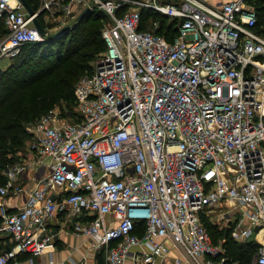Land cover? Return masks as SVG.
<instances>
[{"label": "built area", "instance_id": "1", "mask_svg": "<svg viewBox=\"0 0 264 264\" xmlns=\"http://www.w3.org/2000/svg\"><path fill=\"white\" fill-rule=\"evenodd\" d=\"M40 4L57 8L52 21L67 28L86 9L104 12L105 50L75 85L76 120L49 109L28 127L26 158L5 172L0 234L13 246L0 264L22 256L99 264L97 254L104 264H241L204 223L216 211L234 242L257 244L246 264H264V35L255 0ZM43 10L30 17L21 0H0V70L44 41L33 24ZM154 15L178 20L171 39ZM37 165L39 187L24 190L22 176ZM20 195L24 203L11 207L7 199ZM61 230L80 242L58 260Z\"/></svg>", "mask_w": 264, "mask_h": 264}, {"label": "trees", "instance_id": "2", "mask_svg": "<svg viewBox=\"0 0 264 264\" xmlns=\"http://www.w3.org/2000/svg\"><path fill=\"white\" fill-rule=\"evenodd\" d=\"M25 1L34 11L39 9V0ZM255 3L258 7L256 31L264 35V0H255ZM150 15H152L150 12H144V20ZM154 17L160 18L161 30L166 32L167 37L171 39L176 34L178 20L158 15H154ZM91 19L95 20L90 22ZM104 21H108V18L100 10L89 12L80 21L76 20L67 36V38L70 37L71 41L78 44L71 52V56L64 57L62 49L59 50L57 58L45 51L41 52V48L45 45L42 42L26 44L20 55L15 58V60H19V69L16 70V66L12 65L11 70L0 76V187L6 183L5 172L12 165L22 160L21 154L25 155L26 147L31 138L28 127L42 116V112L48 111L51 106L61 101L68 104L74 102L76 106L74 85L84 72L87 73L92 70L86 61L105 50L102 36ZM5 32L3 26H0V38ZM35 56H40V59L49 64L42 66L32 62ZM22 57L23 59H20ZM27 58L28 60H26ZM32 71L39 75H32ZM34 85L43 88L36 96H30L27 93L28 89ZM206 222L204 221L212 237L215 233L225 236L226 239L230 236L229 230L211 232ZM213 240L216 243L215 237ZM3 243L4 239L0 237V248L3 249V252L13 246L11 243L2 247ZM225 247L231 259L246 264L255 252L257 244L253 242L239 244L229 238ZM96 258L99 264H104L102 254H97ZM20 259L24 261L26 256H22ZM7 264H12V262Z\"/></svg>", "mask_w": 264, "mask_h": 264}, {"label": "rangeland", "instance_id": "3", "mask_svg": "<svg viewBox=\"0 0 264 264\" xmlns=\"http://www.w3.org/2000/svg\"><path fill=\"white\" fill-rule=\"evenodd\" d=\"M39 1L41 2V0H39ZM41 9H44L45 11L43 10V13L37 19L39 20V22L41 23V25L48 31V33H50V34L56 33L59 30H61L62 28H66V27H62V26L60 27L55 22L52 21V18H53L52 17V12H57L56 15L59 14V11L56 10L57 8L53 7L52 9H49V8L47 9V8L44 7V5H41L40 4L38 10H41ZM94 20L95 19H91L90 22H93ZM107 22L108 21H104V25L107 24ZM72 26L73 25H71L70 27H68V31L67 32L60 34L58 37H56L54 39H51V40L45 39L44 41H41L42 43H45V45L41 48V52L42 51H45L47 54H52L53 57L57 58L58 55H59L58 54L59 53V50L62 49V51H63V54L62 55L64 57L71 56V54H72L71 52L74 50V48H76V46H78V44H76L75 41H71L70 37L67 38L68 32L71 30ZM93 48L95 49V47H93ZM99 54H97V55H99ZM97 55L94 56V57H92L88 61H86V63H88V66L90 68H91L92 61L94 60V58L97 57ZM23 56H27V55H23ZM75 56H77V54H75ZM28 58L26 60H28ZM20 59H23V57L20 58ZM52 60H54V58H52ZM32 62H36V63H38V64H40L42 66H47L49 64L47 61H44V60L40 59V56H35L34 57V60H32ZM12 65L13 66H16V70H17V68L19 69V67H20L19 60H15V59L14 60H6L5 63H3V66H2L3 71L0 70V76L4 72H8L9 70H11L10 67ZM89 72H87V73L84 72L82 74V76L88 74ZM32 75H39V74L37 72L35 74L34 71H32ZM80 78L78 80H80ZM77 82L78 81H76L75 85L77 84ZM42 88H43L42 86L34 85L30 89H28V92L27 93H29L30 96H36L37 94L40 93V90ZM69 104L66 103V102L61 101L60 103H57V104L51 106L49 109L58 108L64 116H67L69 114L70 116H72V118H71L72 120H74V119L76 120V107H75V104H74V102L69 103ZM46 111L45 112H42L41 115H43L44 113H46ZM35 123H36V121L33 122L31 125H34ZM23 155L24 154H21L20 156L24 160L26 157L23 158ZM24 156H26V152H25V155ZM27 159L25 161H27ZM40 175H41V177L44 176L43 173L40 174ZM21 183H23V182L21 181ZM217 213H218L217 211L214 212V213H212L211 214V218L210 217L209 218H206L204 221H207L206 223L209 226V229L211 230V232L214 231V230H217L216 232H218V231L219 232L226 231L227 229L224 226L225 222L222 221V220H220L218 218V214ZM2 234L3 233H1L0 236H2L1 238L4 239V243L1 246L3 247L6 244H11L10 237L8 235H6V234H3V235ZM213 235H214V237L216 239V243L223 245L224 248L226 249L225 244L227 243V240H229V238H231V235L227 239H226L225 236H220L217 233H215ZM64 244L65 243L62 242V246H61V243L59 242L58 243V248L60 250L63 249L64 252H65L64 254H68L69 252H71L72 247L63 246ZM2 252H3V249L0 248V254Z\"/></svg>", "mask_w": 264, "mask_h": 264}, {"label": "crops", "instance_id": "4", "mask_svg": "<svg viewBox=\"0 0 264 264\" xmlns=\"http://www.w3.org/2000/svg\"><path fill=\"white\" fill-rule=\"evenodd\" d=\"M4 63H5V61H4ZM24 157H26V156H24ZM27 158L29 160H31L32 156L28 155ZM48 163H50V159L49 158H46V159L43 160V164L46 165V166H44L45 167L44 169L46 171L48 170V168H47ZM36 168H39V165L34 167L32 171H29L27 175L22 176V178L20 180V184L22 185L24 190L29 191V190H32L34 188L39 187L41 175L36 170ZM21 181L23 183H21ZM59 191L60 190H56L55 191L56 194H54V196L57 197V195L60 194ZM24 197H25L24 195H20V196H17V197H10V198L7 199V202L9 203V205L11 207L13 206V208H15V207L21 206L24 203ZM59 219L60 218L54 219L52 224L58 223ZM54 228L58 229L59 226L54 227ZM61 233L62 234H60V236H59L60 239L57 241V243H56L57 246H56V249L54 251L55 258H57L58 260H63L67 256V254H64L65 252H64L63 249L60 250L58 248V243L59 242L61 243V246H62V242H63V243H65L63 246H67V247H73L74 245H77L80 242L77 238L64 234V232L62 230H61ZM77 256H78V254H77ZM24 263H25V261L22 262V264H24Z\"/></svg>", "mask_w": 264, "mask_h": 264}, {"label": "water", "instance_id": "5", "mask_svg": "<svg viewBox=\"0 0 264 264\" xmlns=\"http://www.w3.org/2000/svg\"><path fill=\"white\" fill-rule=\"evenodd\" d=\"M21 2L23 3V5L25 6L28 14L30 17H33L35 15V11L28 5V3L25 0H21ZM41 13H43V11H41ZM89 13V9L84 10V12L78 17V21L82 20L87 14ZM33 24L36 27L39 35L45 40H51L54 39L56 37H58L60 34L65 33L68 31V28H62L61 30H59L56 33H48V31L41 25V23L39 22V20L37 19V17L33 18Z\"/></svg>", "mask_w": 264, "mask_h": 264}]
</instances>
